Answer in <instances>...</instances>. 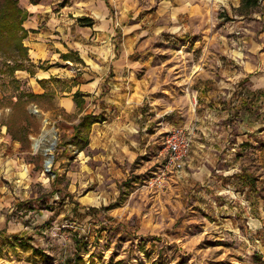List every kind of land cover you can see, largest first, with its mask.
Here are the masks:
<instances>
[{"label":"rangeland","instance_id":"374dc122","mask_svg":"<svg viewBox=\"0 0 264 264\" xmlns=\"http://www.w3.org/2000/svg\"><path fill=\"white\" fill-rule=\"evenodd\" d=\"M159 1L109 0L106 19L101 0H54L52 11H61L63 20L48 32L71 61L58 63H67L63 68L73 75L40 83L46 89L42 96L32 95L43 93L29 84L35 68L28 60L25 69L13 72L11 59L0 55L7 67L0 75V264H74L77 257L81 264H264V134H254L240 150V167L259 178L256 189L218 177L164 191L148 185L164 161L166 122L177 125L197 106L190 83L195 71H203L205 63L219 69L238 61L257 65L264 77V0L252 8L241 0L215 2L207 15L189 25L184 20L183 27L173 24L167 32L154 22ZM81 16L94 24L82 25ZM109 52L131 64L126 74L136 86L132 103L139 102L134 123L145 121L157 132L153 147L129 172L126 164L116 184L111 147L93 159L89 134L86 143L75 132L81 114L99 112L98 94L109 90L106 81L95 92L76 90L77 85L90 79L83 73L98 76ZM63 95L73 96L74 111L59 105ZM257 111L260 120L252 121L261 126L258 133L264 128L263 102ZM96 117V122L106 118ZM48 129L34 151V140ZM46 150L53 155L50 172ZM82 196L86 206L76 204Z\"/></svg>","mask_w":264,"mask_h":264},{"label":"crops","instance_id":"0c3cea01","mask_svg":"<svg viewBox=\"0 0 264 264\" xmlns=\"http://www.w3.org/2000/svg\"><path fill=\"white\" fill-rule=\"evenodd\" d=\"M102 1L106 8L102 10L101 15L107 19L111 4L109 5V0ZM225 1L227 0H160L153 11L156 17L154 22L160 31L167 32V28L173 27V24L185 26L184 20L189 21L188 25L194 23L197 17L207 15L215 2L223 4ZM54 3V0H25L22 7L29 12V17L23 24L28 31L24 44L29 50V62L35 68L33 75L27 71L26 74L28 73L30 77L35 76L34 81H30L29 84L36 91L40 89L42 93L46 89L40 83H46L51 77L61 79L73 75L70 69L63 68L68 66L67 63L64 65L58 63L60 59L64 62L71 61L61 56L68 53L53 44L57 42L52 38L54 35L48 32L50 28H56L55 21L59 19L61 13L52 11ZM61 20L63 18L58 22ZM139 21L141 24L142 20ZM106 54H108L106 61L100 67L102 70L99 71L100 75L90 76L83 73L90 79H85L86 84H78L76 90L87 89L95 92L101 87L102 81L108 84L109 90L106 94H98L99 99L96 100L100 111L92 113L95 116L103 113L106 118L102 122L93 123L88 147L94 155L93 159L100 155V151L108 152L111 147V183L116 184L118 178L123 175L122 170L126 169L125 165L129 166V169H126V172H129L136 158L146 154L147 150L153 147L157 140L155 137L157 132H150L149 124L144 126L145 121L140 124L134 123L137 121V117H134V108L139 102L132 103L136 86L130 74H126V71H131V64L117 57L114 52ZM79 55L84 61L87 60L81 53ZM40 64L45 67H40ZM204 65L203 71H195L190 81L193 92L197 95L194 113L181 116L184 119L179 120L177 125L173 121L166 122L164 131H161L165 134L170 128L183 125L194 131L186 165L184 169L170 177L166 189L172 185L174 188H180L193 183L208 182L215 177L229 183L235 180L247 186L248 184L243 182L244 174L251 172L240 167L242 159L240 150L246 143L252 142L254 134L257 137L264 134V128L258 130V133L255 131L261 126H253L252 121L260 120L255 109L260 102L264 103V77L259 73L257 65L250 66L247 62L238 61L226 63L225 66L221 64L219 69H212V65L208 63ZM59 105L67 112L76 108L73 96L70 95L59 97ZM86 113H82L80 118ZM244 122L248 124L246 127L241 125ZM262 126L264 127V124ZM81 153H84V150ZM84 157L90 158V155L84 153ZM78 202L81 206L89 203L85 196Z\"/></svg>","mask_w":264,"mask_h":264},{"label":"trees","instance_id":"16d2710c","mask_svg":"<svg viewBox=\"0 0 264 264\" xmlns=\"http://www.w3.org/2000/svg\"><path fill=\"white\" fill-rule=\"evenodd\" d=\"M259 1L260 0H243V5L246 8H252L257 6ZM19 3V0H0V55L4 58L8 57L11 59L14 65L10 67V69H12L13 72L25 69L24 60H30L28 47L24 44L28 31L23 25L29 17V12L23 9ZM78 21L84 26H92L94 24L92 18L87 16L78 17ZM61 56L68 59L67 54H62ZM6 68L2 67L0 64V75L5 73ZM44 94L45 93L41 95H32L42 96ZM79 96V92L74 94L77 105H80ZM96 120L97 117L95 115L92 113H86L80 118L75 127L76 135L83 138L86 143H88V134L91 130V126ZM82 150L83 149H79V151ZM257 180L258 178L256 175L252 173L244 174L243 182L246 185L248 184L247 186H249L250 189L257 188ZM78 203L79 202L76 204ZM23 241L24 239L22 237L20 242L22 243ZM25 244H27L28 248H34L29 241H26ZM77 244L79 247L81 246L78 241ZM77 259L78 260H76L74 264H81L83 262L80 257H77ZM68 264H71V262L69 261Z\"/></svg>","mask_w":264,"mask_h":264},{"label":"built area","instance_id":"2783aa9c","mask_svg":"<svg viewBox=\"0 0 264 264\" xmlns=\"http://www.w3.org/2000/svg\"><path fill=\"white\" fill-rule=\"evenodd\" d=\"M193 129L183 126H175L166 131L164 147L161 155L164 156L162 165L149 179L148 185L158 190L168 187L170 177L184 169L193 143Z\"/></svg>","mask_w":264,"mask_h":264},{"label":"bare ground","instance_id":"6f19581e","mask_svg":"<svg viewBox=\"0 0 264 264\" xmlns=\"http://www.w3.org/2000/svg\"><path fill=\"white\" fill-rule=\"evenodd\" d=\"M48 133H50L49 129L46 130L45 132H43V134L40 137H38L34 140V142H33L34 151H38L41 148L42 144L44 143L43 141L46 139V136ZM46 151H48V154L50 153L49 150H46ZM51 163H52V160L50 159L49 163H48L49 167H50Z\"/></svg>","mask_w":264,"mask_h":264},{"label":"water","instance_id":"95a60500","mask_svg":"<svg viewBox=\"0 0 264 264\" xmlns=\"http://www.w3.org/2000/svg\"><path fill=\"white\" fill-rule=\"evenodd\" d=\"M53 147H54V143H52V145H51V148H53ZM46 155H49V158L45 161L46 170L50 172V167H49L48 163H49L50 159L51 160L53 159V155L52 154H46Z\"/></svg>","mask_w":264,"mask_h":264}]
</instances>
